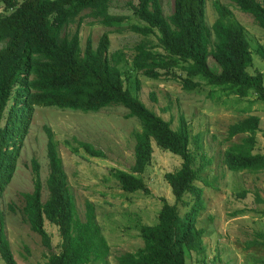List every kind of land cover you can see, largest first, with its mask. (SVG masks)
<instances>
[{"label":"trees","instance_id":"1","mask_svg":"<svg viewBox=\"0 0 264 264\" xmlns=\"http://www.w3.org/2000/svg\"><path fill=\"white\" fill-rule=\"evenodd\" d=\"M7 13L0 12V195L8 184L21 143L29 127L34 106L54 107L80 112H97L109 105L126 108V117H135L140 130L135 134L133 170L142 173L152 155V141L182 159L180 167L166 172L175 203L163 201L157 222L143 224V245L134 252L116 257L117 264H186V251L202 248L201 228L195 227L201 204L196 198L182 214L176 203L189 205L185 195L200 194L196 181L200 169L188 151L186 124L178 129L149 109L131 92L130 76L122 69L121 49L109 52V31H104L94 47L87 38L80 46L79 31L83 17H92L106 27L122 28L125 17L109 11L111 0H2ZM207 0H174L172 14L164 15L160 0L130 2L133 14L143 24L128 28L141 35L134 45L132 69L150 79L161 76L179 78L182 88L194 89L201 82L221 86L230 94L247 96L253 92L264 100L262 73H250L252 56L244 28L223 5L216 4L218 17L208 26ZM239 10L253 16L264 30V0H231ZM84 10H88L83 15ZM75 23L73 32H65ZM150 36L157 40L153 43ZM264 59V50H260ZM175 69L183 72L181 75ZM194 77L199 80H194ZM260 118L248 114L229 125L227 138L247 134L240 143L225 151V164L232 171L264 172V153L253 152ZM47 133L49 197L41 200L39 163L31 159L33 188L24 192L22 208L29 228L49 245L45 221L57 226L59 251L45 264H109V244L96 222L93 206L88 204L85 219L77 216L76 204L64 173L62 159L50 128ZM264 132V130H263ZM89 155L103 156L93 144L73 139ZM66 144H70L66 140ZM122 190L148 191L141 177L115 170ZM0 258L4 264H18L0 221Z\"/></svg>","mask_w":264,"mask_h":264},{"label":"rangeland","instance_id":"2","mask_svg":"<svg viewBox=\"0 0 264 264\" xmlns=\"http://www.w3.org/2000/svg\"><path fill=\"white\" fill-rule=\"evenodd\" d=\"M160 1L164 15L172 14L174 0ZM130 2L135 0L110 2L109 11L126 18L122 28L106 27L92 17L84 16L79 31L80 46L84 48L90 38L95 47L100 35L109 31L108 50L110 53L117 49L123 51L125 60L121 67L130 76L128 85L132 94L169 121L173 129L179 128L181 120L186 124L187 148L194 157V167L200 169V180L195 182L200 194H187L184 199L189 205L176 203V206L182 214L199 198L201 208L195 227L203 230L202 248L186 251V264H264V172L232 171L225 164V151L247 136L243 133L229 139L227 129L248 114L260 118L253 152L264 153V100L257 99L253 92L237 96L221 86L204 82L188 90L182 88L179 78L163 75L150 79L132 69L134 45L142 36L131 31L128 25L143 22L133 14ZM216 4L225 6L243 26L252 56L247 70L250 73L260 71L264 82V59L260 55V50H264V30L251 14L239 10L231 0L206 1L208 26L218 17ZM0 12H8L2 0ZM75 25L67 26L65 32H73ZM149 39L157 42L154 36ZM5 44L3 41L0 46ZM194 80L199 79L194 77ZM126 112V108L114 104L86 113L34 106L15 168L0 195V221L18 264H45L50 255L59 251L57 226L45 221L44 227L49 234V245H46L42 237L29 228L22 211L23 193L33 188L32 158L40 167L41 200L44 202L50 195L46 184L49 167L45 127L50 128L56 141L77 216L84 220L88 204L93 206L96 222L110 247L109 264H117L119 254L134 252L143 245L140 227L157 222L163 201L175 203L164 174L177 170L181 157L152 141L149 164L142 173L135 172V134L140 130V124L135 117H126ZM74 138L93 144L102 150L103 156L89 155L74 142ZM66 140L70 144H66ZM115 170L141 177L148 191L122 190L114 177ZM0 264H4L1 258Z\"/></svg>","mask_w":264,"mask_h":264}]
</instances>
